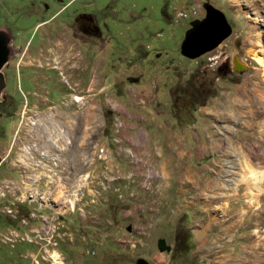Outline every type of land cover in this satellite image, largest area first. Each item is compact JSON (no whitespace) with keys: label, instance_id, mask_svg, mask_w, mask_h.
<instances>
[{"label":"rangeland","instance_id":"1","mask_svg":"<svg viewBox=\"0 0 264 264\" xmlns=\"http://www.w3.org/2000/svg\"><path fill=\"white\" fill-rule=\"evenodd\" d=\"M67 1L0 0V31ZM71 3L66 11L84 7L105 29L107 56L101 61L87 47V62L57 58L54 71L34 74L39 101L29 93V110L13 74L0 87V264H264V180L256 188L248 171L264 174V79L252 58L264 51V0ZM204 3L224 15L231 33L189 59L180 44L204 17ZM117 117L127 131L116 130L115 140L135 133L142 144L134 145L148 165L140 185L101 184L97 176L102 167L110 176L126 170L125 149L118 157L110 150ZM50 124L68 140L57 138L60 154L46 135ZM158 241L169 252H159Z\"/></svg>","mask_w":264,"mask_h":264},{"label":"flooded vegetation","instance_id":"2","mask_svg":"<svg viewBox=\"0 0 264 264\" xmlns=\"http://www.w3.org/2000/svg\"><path fill=\"white\" fill-rule=\"evenodd\" d=\"M62 1L63 0H54V3H61ZM71 2L73 3V0H68L56 11H50L49 7L43 5L40 11L34 13L32 16L22 15L25 17L24 21L28 19V17H33L32 24L26 25L25 27L11 26V28H4L7 37V54L0 79L1 92L3 93L5 91L7 82H9L14 75L17 80V85L15 87L17 91L19 93L25 91V95L23 94V101L25 102L24 107L26 110L31 109L34 103L32 102L29 104L27 102V100H29V93H31V97L34 98V101H39L36 94V89H40L37 84L39 80L37 75H39V73L54 71L57 58L61 60L63 56L66 55V57L69 58L71 54H73L72 58L80 59V61L85 60V62H87V47H95L94 49L97 53L96 57H99L101 61L107 56L106 50L108 49V41L105 39L106 37L103 36L105 29L98 26L95 17L87 12L84 7H73L72 9L74 10L66 11V9L70 7L68 5ZM28 30L31 32L28 33ZM25 35L26 41L21 45L19 41L21 36L24 37ZM31 40L35 42L32 48L36 50V53L34 55L31 54L32 57L29 55L24 57L28 49H32L30 48ZM39 60H42L41 63H43V67H41ZM65 60H62L63 64L66 63L67 60ZM35 61L38 62V66L33 64ZM74 67L76 66L69 65L67 68ZM84 70L87 71V66H85ZM70 74L71 76L73 75L72 72ZM71 76L69 75V78H71ZM87 76L90 77L88 73H84L80 82L81 84L85 83ZM26 80H31V83H26ZM48 83L49 76L48 79L43 82V87L41 88L42 93H48L46 91ZM22 118V120L26 119L24 117ZM27 122L26 120L24 124H27Z\"/></svg>","mask_w":264,"mask_h":264},{"label":"water","instance_id":"3","mask_svg":"<svg viewBox=\"0 0 264 264\" xmlns=\"http://www.w3.org/2000/svg\"><path fill=\"white\" fill-rule=\"evenodd\" d=\"M202 8L204 17L190 23V28L185 31L180 44V54L189 59H195L213 50L231 33L224 15L219 10L207 3L202 4ZM6 46L7 37L0 31V68L6 60ZM157 250L169 252V247L163 246L162 241H158ZM136 264L147 263L139 260Z\"/></svg>","mask_w":264,"mask_h":264},{"label":"built area","instance_id":"4","mask_svg":"<svg viewBox=\"0 0 264 264\" xmlns=\"http://www.w3.org/2000/svg\"><path fill=\"white\" fill-rule=\"evenodd\" d=\"M177 16L181 17V13H177ZM74 95L71 97V101L74 102ZM63 106H67L65 103H63ZM116 130H124L127 131L126 125L120 120L118 117L113 120V128L112 133L109 136V139H111V147L110 150L112 151V157H118V149H125V157L122 158L124 165L126 167L125 171H120V168H118V176H110L109 175V167H102V170L100 172L101 176V184L104 182H113L115 185L117 184H125V181H133V184L140 185V178L143 177V171L148 166L147 164H139V157H145L143 155H138L134 152V145H142V144H135L134 143V136L137 135L133 133L132 136H126L125 142H117L115 140V132ZM66 147V146H65ZM64 148V147H63ZM63 148H61L58 153L60 154L61 151H64ZM49 159H45V162ZM101 159H98L100 161ZM67 167L70 170V181L68 183L74 182L76 180V175L72 173V166H71V159L70 156H68V165ZM128 167V169H127ZM157 176L153 177L156 179ZM58 175L55 174V177L52 179H57ZM89 181H94V179H89ZM52 181H49L52 182ZM65 182H58V186L61 184H64ZM100 185V184H99ZM147 186V185H145ZM119 196V195H118Z\"/></svg>","mask_w":264,"mask_h":264},{"label":"bare ground","instance_id":"5","mask_svg":"<svg viewBox=\"0 0 264 264\" xmlns=\"http://www.w3.org/2000/svg\"><path fill=\"white\" fill-rule=\"evenodd\" d=\"M264 55V51L262 50V52H259L258 53V51L257 52H255V53H252V58L257 62V64H259V66H261V68H262V78L264 79V59L262 58V56ZM77 98V97H76ZM74 100H75V97H74ZM44 124V123H43ZM43 124H41V126H44ZM49 127L47 128V130H46V135L50 138V139H52V138H55V141H56V143L58 144V146H59V148H63L62 146H61V144H59V142L57 141V138L58 137H62V136H58V133L59 134H61V131H57L55 128H54V126H53V124H50V125H48ZM120 139V138H119ZM54 141V140H53ZM52 141V142H53ZM49 144H50V142H49ZM102 153H103V151H102ZM251 170V169H250ZM249 169H248V171H249V176L250 177H252L253 178V184L255 185V186H257L256 188H259L258 187V184H261L262 183V181L264 180V174L263 173H261V174H256V173H254L253 171H250ZM148 171V170H147ZM148 174V173H147ZM154 175V174H153ZM149 176V175H148ZM82 179H85V176L82 178ZM81 179V180H82ZM146 179H147V175H146ZM77 180V179H76ZM81 180H80V182H81ZM75 182V181H74ZM83 183V182H82ZM145 183V182H144ZM74 194V193H73ZM254 196V194H253V192H251V191H249L248 192V201H251V203H252V197ZM77 197V196H76ZM247 201V200H246Z\"/></svg>","mask_w":264,"mask_h":264},{"label":"crops","instance_id":"6","mask_svg":"<svg viewBox=\"0 0 264 264\" xmlns=\"http://www.w3.org/2000/svg\"><path fill=\"white\" fill-rule=\"evenodd\" d=\"M135 72L138 73L139 71H137V69L135 68ZM92 75H93V77H92ZM94 75H95V73L92 72V74H91L90 77H89V80L94 79V78H95ZM138 75H139V78H138L137 81L133 82V79H134V78H133V77H130V78H129V79H130L129 82H130V83H133V84H137V83L139 82V80H140L141 73H139ZM129 90H132V89L129 88ZM95 109H96L97 111H99V108H98V107L95 108ZM71 126H72V125H71ZM88 136H90V135H87V134H86L85 136H82V135H81L82 139H81V141H80L79 143L82 144V145H84L85 143H87V139H86V138H87ZM51 143H52V142H51ZM82 145H78V146H82ZM51 146H54V147H55V144L52 143ZM64 146H66V145H64ZM55 148H56V147H55ZM58 148H59V147H58ZM58 150H59V149H58Z\"/></svg>","mask_w":264,"mask_h":264},{"label":"clouds","instance_id":"7","mask_svg":"<svg viewBox=\"0 0 264 264\" xmlns=\"http://www.w3.org/2000/svg\"><path fill=\"white\" fill-rule=\"evenodd\" d=\"M62 138L64 139L63 141H66V142L68 141L67 139H65V137H62Z\"/></svg>","mask_w":264,"mask_h":264}]
</instances>
